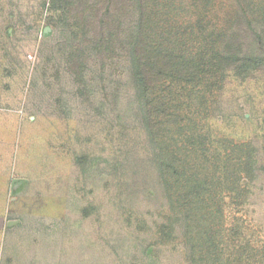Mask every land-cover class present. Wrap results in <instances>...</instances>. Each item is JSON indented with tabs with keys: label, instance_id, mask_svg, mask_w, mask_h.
<instances>
[{
	"label": "rangeland",
	"instance_id": "obj_1",
	"mask_svg": "<svg viewBox=\"0 0 264 264\" xmlns=\"http://www.w3.org/2000/svg\"><path fill=\"white\" fill-rule=\"evenodd\" d=\"M96 13L123 20L122 36L142 30L182 73L150 90L176 210L136 128L125 52L76 74ZM143 257L264 264V0H0V264Z\"/></svg>",
	"mask_w": 264,
	"mask_h": 264
},
{
	"label": "trees",
	"instance_id": "obj_2",
	"mask_svg": "<svg viewBox=\"0 0 264 264\" xmlns=\"http://www.w3.org/2000/svg\"><path fill=\"white\" fill-rule=\"evenodd\" d=\"M130 4H135V0H128ZM140 3V1H137ZM84 16V15H83ZM96 20L95 23H98L99 30L95 32L87 31L84 36V40L89 43L86 47H81L76 57V74L81 78V68H83L84 63L86 62L88 57L101 56L103 58H108L111 54L113 56L116 55L117 51L125 52V58L129 64V81L133 88L135 101L137 104L136 112L140 115L139 120L137 121V129L143 134L145 137L146 147L148 148V164L154 170L155 173V183L157 188H159L160 196L166 201H170L171 205L168 203L171 209L176 210V206L172 204L173 192L172 187L168 181L171 171H169L166 162L161 160V157H158L159 152L155 151V141L157 139L156 130V119L157 114L155 113L154 101L151 100L150 90L151 87L156 86L158 83H163L165 80L169 78L172 80H180L178 79L179 75L182 73L177 70V67L171 64H167L162 60L154 59L156 54L162 55V52L153 48L152 46H147L143 44V32L137 27H132L133 30L126 32L125 36H122L120 32V25L123 20L116 15L112 14H101L98 13L93 15ZM86 17V16H85ZM85 17H82L84 21ZM92 19V18H90ZM143 16L141 15L138 18V21H142ZM109 22H111L109 24ZM85 23H92L91 20L86 21ZM106 23L105 27L103 25ZM106 31L103 36V31ZM124 32V31H122ZM90 35V39L88 38ZM106 37V38H105ZM104 39L107 41H104ZM117 41L119 46L115 45L114 41ZM126 41V43H123ZM106 42V43H105ZM156 51V52H155ZM165 63V64H164ZM76 75V76H77ZM96 159H90L87 163L85 160L81 164L82 169H86L94 167V162ZM254 163V161H253ZM117 164V163H116ZM115 164V165H116ZM118 167L113 166L112 175L116 173ZM172 170V169H171ZM189 205H182L177 208L180 217H178L179 229H183L185 235H189L190 224H191V216ZM143 254H150L153 252L150 247L143 248ZM143 264H148L146 259L142 258ZM153 262L149 263L152 264Z\"/></svg>",
	"mask_w": 264,
	"mask_h": 264
},
{
	"label": "water",
	"instance_id": "obj_3",
	"mask_svg": "<svg viewBox=\"0 0 264 264\" xmlns=\"http://www.w3.org/2000/svg\"><path fill=\"white\" fill-rule=\"evenodd\" d=\"M15 223H19L18 221L17 222H9L8 223V226H12V225H14Z\"/></svg>",
	"mask_w": 264,
	"mask_h": 264
}]
</instances>
